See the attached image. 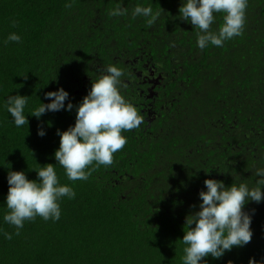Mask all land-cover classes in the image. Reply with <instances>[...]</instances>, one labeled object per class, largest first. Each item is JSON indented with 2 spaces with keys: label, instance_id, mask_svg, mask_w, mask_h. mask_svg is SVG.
<instances>
[{
  "label": "trees",
  "instance_id": "16d2710c",
  "mask_svg": "<svg viewBox=\"0 0 264 264\" xmlns=\"http://www.w3.org/2000/svg\"><path fill=\"white\" fill-rule=\"evenodd\" d=\"M137 5L159 13L152 26L133 18ZM181 6L182 0H0V264H182L186 217L199 210L204 181L255 186L256 169L264 167V0H248L242 35L203 50ZM117 7L128 11L111 16ZM214 15L217 30L222 14ZM13 32L20 42L5 44ZM110 64L125 72L121 95L144 123L122 132L127 143L112 165L69 181L54 157L57 130L75 124L76 106ZM59 88L69 93L71 111L31 115L50 102L45 93ZM17 94L28 97V125L20 128L4 107ZM47 164L75 198L61 199L58 221L37 216L16 235L3 221L8 172L36 180L35 170ZM244 211L252 217L251 242L219 259L209 255L206 264L264 261V201H250Z\"/></svg>",
  "mask_w": 264,
  "mask_h": 264
},
{
  "label": "clouds",
  "instance_id": "9594fccd",
  "mask_svg": "<svg viewBox=\"0 0 264 264\" xmlns=\"http://www.w3.org/2000/svg\"><path fill=\"white\" fill-rule=\"evenodd\" d=\"M247 5L248 0H182L179 13L181 19L198 29L196 44L203 50L209 45L222 47L225 41L242 35ZM65 7H71V3H66ZM127 11L117 7L109 14L123 16ZM215 13L222 14V23L217 30H212ZM132 16L147 18V24L152 26L159 13H153L150 6L137 5ZM12 23L15 26V21ZM20 40L21 36L13 32L4 43ZM124 75L123 69L116 65L107 66L102 74L92 79L90 90L76 106L75 124L67 130H57L60 142L54 157L69 181L87 180L95 167L112 165L114 153L127 143L122 132L139 128L144 123V117L136 107L121 95V77ZM27 98L17 94L8 95L5 100L4 107L17 128L28 125ZM45 99L50 102H41L31 115L39 119L47 111H71L74 107L69 93L63 88L45 93ZM66 100L69 101L67 105ZM37 134L43 137L46 133L40 128ZM35 171L36 180L28 179L24 171H9L7 175L9 187L5 204L8 211L3 215V221L14 226L16 235L26 221L37 216L45 221H58L61 199H73L76 195L72 187L60 183L53 164ZM255 175L258 179L252 187L244 182L225 186L223 181L216 179L204 181L206 190L199 192V210L186 217L181 240L185 245L182 264H206L203 258L209 255L219 259L234 246L243 247L251 242L252 217L244 207L250 201H264V167L257 168ZM4 235L7 239L12 238L9 233ZM249 264H264V261L250 259Z\"/></svg>",
  "mask_w": 264,
  "mask_h": 264
}]
</instances>
